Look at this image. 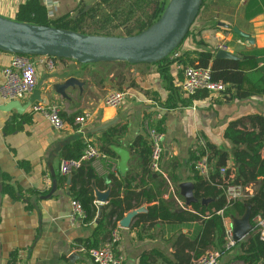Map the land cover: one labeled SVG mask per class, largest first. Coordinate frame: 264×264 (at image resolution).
Here are the masks:
<instances>
[{"label":"crops","instance_id":"obj_1","mask_svg":"<svg viewBox=\"0 0 264 264\" xmlns=\"http://www.w3.org/2000/svg\"><path fill=\"white\" fill-rule=\"evenodd\" d=\"M26 1L0 0V16L16 20L19 6ZM52 1L53 5L47 9L46 0H42L47 13L52 14L51 20L71 14L81 3L90 7L96 0ZM249 1L208 0L195 25L199 34L188 39L183 50L195 49V43L202 41L214 50L219 46H226L227 52L237 57L246 52L264 51V0H258L262 12L252 19H246L245 12ZM215 22H218L220 29L213 28ZM234 28L248 35L252 41L235 34ZM12 57L13 55L0 52V86L3 84L2 72L10 65ZM34 62L38 79L36 90L40 92L39 101L30 104L32 94L15 101H5L0 96V264H92L80 241L92 235L94 222L92 226H87L81 219L75 223L71 221L73 200L69 186L72 180L68 184V176L59 173L61 161L66 159L68 149L75 142L81 141L83 145L90 142L101 150L103 133L113 128L108 134L111 140L110 148H122L130 154L127 173L122 176L118 170L117 178H133L132 187L135 192H139L142 188L154 187L155 184L148 178H143V159L140 154L142 148H131L139 139H143L147 140L151 153L147 134L149 125L156 127L161 123L165 135L161 169L165 176L153 174L155 178L162 176L175 179L177 183L174 185L170 182L169 189L172 187L175 193L177 188L180 194L178 185L186 182L194 185L196 172L192 167L193 148L200 138L206 140L207 146L210 144L221 154H227L225 167L235 177L232 157L234 145L224 137L225 131L230 123L242 118L254 115L264 117V96L226 100L222 93L200 92V99L194 101L191 106L166 109L163 105L168 98V91L158 68L143 64L134 65V70L128 73L131 80L123 87L125 102L119 108L113 109L105 106L104 99L120 80L119 73L114 75L110 72H95L94 67L99 64L84 66L71 60L56 61L55 69L48 71L39 64L37 58ZM112 64L116 63L105 65ZM90 69L94 71L93 74ZM170 75L174 85L180 88L183 98H189L182 90L183 72L179 74L178 67L174 65L170 69ZM72 77L83 83L82 88L74 86L67 89L64 96L59 94L57 87ZM154 94L158 95L159 101L153 99ZM38 104L60 105L65 127L57 131L45 116L34 113L33 107ZM13 105L17 109H14ZM85 113L91 115L88 122L82 126L75 125V118ZM113 121L115 124L107 130L96 131ZM240 130L253 129L245 123ZM112 159L118 168V156ZM23 162L30 165L29 171L20 166ZM4 174L11 177L9 184L23 189L20 200L14 201L3 193ZM55 177L64 178V184L59 186L57 183V192L50 199H42L50 193ZM100 178V185L104 187L105 176ZM259 185L260 181L251 184L250 189L256 193ZM110 189L108 186L109 192ZM93 190L107 191L100 190L95 185ZM35 192L38 194L34 195ZM123 197L124 194L121 193V198ZM163 200L174 202L179 212L185 206L184 199L181 201L177 196L171 199L169 195H165ZM28 202L33 209H26ZM94 204L98 213L101 205L96 199ZM155 204L157 203L143 202L139 207L141 214H147L148 209ZM187 209L192 210L191 207ZM104 213L105 205L103 215ZM135 221L136 218L128 228L122 227L118 252L124 257V264H141V257L151 253L152 257L146 264H175L174 235L179 229L184 235L188 231L189 234L194 232L193 226L177 227L157 221L154 225L146 224L143 229H139V235L131 229ZM227 226L233 227L232 218L224 219V228ZM111 228L112 225L109 234ZM220 264H226L225 257Z\"/></svg>","mask_w":264,"mask_h":264},{"label":"trees","instance_id":"obj_2","mask_svg":"<svg viewBox=\"0 0 264 264\" xmlns=\"http://www.w3.org/2000/svg\"><path fill=\"white\" fill-rule=\"evenodd\" d=\"M262 1V0H261ZM208 0H203L199 15L181 45L165 60L154 64L165 83L168 91V98L164 103L166 109H176L179 107L191 106L194 101L200 99V92L183 98L180 88L174 85V80L170 75V69L176 65L179 74L187 66L210 68L212 79L222 81L226 85L222 93L226 100H244L255 96H264V51H252L242 54L238 59L216 58V50L209 48L204 42L196 44L195 49L183 50L184 43L198 35L195 25L200 18ZM168 0H96L88 9L87 5H81L71 14L48 19L47 11L42 4V0H27L20 5L16 14V21L34 25L54 27L57 29L70 30L83 35L107 36V37H129L135 36L154 24L163 14ZM263 5L264 2L262 1ZM262 12V7L258 0H250L246 6L245 17L252 19ZM213 28L220 29L218 22ZM196 32V33H195ZM37 58V57H32ZM56 61H66L56 59ZM118 66H129L127 63H116ZM87 66V65H84ZM124 81V80H123ZM154 100H158V95L154 94ZM203 97V96H202ZM248 123L253 130H240V127ZM158 131L163 133L161 123L156 125ZM258 132H255V130ZM109 131V132H108ZM113 128L104 132L101 152L112 158L116 154L110 148V132ZM224 137L233 145L232 157L234 160L235 177L231 181L234 185L248 187L260 181V185L254 196L249 200H240L228 207L223 190L218 188L221 181L219 169L225 167L227 154H221L214 147L208 145L212 172L209 180H205L195 173L194 196L198 201L211 199L207 206H202L200 202L191 205V211L179 212V208L174 202L163 200L165 195L169 198L177 196L183 201L179 191L175 188V193L169 190L170 182L177 183L173 178H155L150 170V150L147 140L139 139L133 149L142 148L140 154L143 159V178H148L155 185L150 188H142L135 192L132 187L133 178H117L115 175L105 177L106 185L102 187V178L96 175L94 170L85 166L72 175V182L69 186V193L74 201H78L84 212L82 222L87 226H92L97 216V208L94 204L95 185L100 190H107L110 186V198L105 205V213L99 226L93 229L89 238L80 241L85 252L89 255L91 250L100 247L102 241L109 234L112 219L116 217L118 221L128 211L138 209L143 202L157 204L148 209L145 215H138L131 229L139 235V229H143L146 224L154 225L160 221L177 227L193 226L194 232L186 235L181 229L174 237L175 241V264H192V261L202 256L212 249H223L224 246V219L241 218L246 211V206H251V220L257 216H264V158L261 150L264 147V117L249 116L229 124ZM86 145L81 141L75 142L68 149L66 159H79L82 156ZM241 146L245 148H240ZM20 166L26 171L30 170L28 163H21ZM59 186L65 182L64 178L55 177ZM3 193L14 201L22 198L23 189L20 186L9 184L11 177L3 175ZM104 181V180H103ZM121 193L124 197L121 198ZM38 193L35 192L34 195ZM44 195V194H43ZM27 210L33 209L30 202L26 206ZM156 253V252H155ZM190 253H193L191 255ZM152 257V253L141 257V264H146ZM226 264L241 262L242 264H264V238L257 233H252L246 243H237L236 246L225 254ZM167 264H172L167 262Z\"/></svg>","mask_w":264,"mask_h":264},{"label":"water","instance_id":"obj_3","mask_svg":"<svg viewBox=\"0 0 264 264\" xmlns=\"http://www.w3.org/2000/svg\"><path fill=\"white\" fill-rule=\"evenodd\" d=\"M203 0H168L161 17L149 28L135 36L107 37L83 35L78 32L57 29L54 27L22 23L0 16V52L10 55H25L30 57H51L75 61L80 65H95L106 63H127L129 65H154L169 57L183 42L191 26L197 19ZM89 7H86L88 9ZM234 33L252 41L249 36L234 28ZM216 58L238 59L227 51L219 50ZM83 83L76 78H69L57 87V92L64 96L67 89ZM40 92L34 90L30 104L39 101ZM17 109L16 106H12ZM115 124V121L98 128L104 131ZM118 156V170L122 176L128 171L130 154L122 148L112 146ZM72 175L67 177L70 184ZM94 187V185H93ZM185 206L180 212L198 202L207 206L212 200L198 201L194 196V185L183 183L178 185ZM58 190L54 180L50 193L42 199H50ZM94 197L101 205L94 221L98 227L103 217V205L108 203L110 192L94 190ZM251 206H246L241 218L233 219V238L237 243H246L253 233ZM141 214L140 208L130 211L120 222V226L128 228L131 222Z\"/></svg>","mask_w":264,"mask_h":264},{"label":"built area","instance_id":"obj_4","mask_svg":"<svg viewBox=\"0 0 264 264\" xmlns=\"http://www.w3.org/2000/svg\"><path fill=\"white\" fill-rule=\"evenodd\" d=\"M45 3L47 9L53 5L52 0H46ZM51 16L52 14L48 12L47 18L50 19ZM219 50L227 51V48L226 46H219L216 51L218 52ZM37 59L39 64L43 65L48 71L55 69L56 59L51 57H37ZM2 76L3 84L0 86V96L5 101L22 100L32 94L38 85L36 64L34 58L30 56L13 55L10 65L3 70ZM225 89L226 85L222 81H214L212 79L210 68L187 66L183 70L182 90L188 96H193L199 92L223 93ZM125 99L126 94L124 92L112 91L107 94L104 103L105 106L116 109L124 104ZM33 112L45 116L49 124L57 131H61L65 127V121L62 118V108L58 104L50 106L38 104L33 107ZM90 118V113H85L80 117H76L74 123L77 126H82ZM147 134L151 148L150 170L152 173L164 175L161 165L165 135L152 125H149ZM261 155L264 157V147L261 150ZM85 166L91 167L99 177L108 175L117 177L118 174L117 163L90 142L86 144L79 159H63L59 166V173L65 177L70 176ZM192 167L196 174L209 180L212 163L207 142L202 138L198 140L193 148ZM219 175L221 181L218 188L223 190L229 208L237 201L249 200L254 196V191L250 189V186L243 187L231 183L234 176L227 167L220 168ZM169 192L174 194L172 187ZM71 208L70 219L73 223L84 217L82 206L78 201L73 200ZM252 222L253 233H257L264 238V216H257ZM112 224L108 238L102 242L99 248L90 251L89 256L92 264H124V257L118 252L123 228L116 217L112 219ZM224 241L223 249L207 251L199 258L193 260L192 264H220L225 254L237 244L233 238L232 226L224 228Z\"/></svg>","mask_w":264,"mask_h":264},{"label":"rangeland","instance_id":"obj_5","mask_svg":"<svg viewBox=\"0 0 264 264\" xmlns=\"http://www.w3.org/2000/svg\"><path fill=\"white\" fill-rule=\"evenodd\" d=\"M95 66H96V67H94L96 70L95 72H102V71L103 72H110V73H114V75L119 73L118 75L120 77V80L118 81L117 84H115V86H113V88H112L113 91L123 92V87H125L126 85H128L130 83V80H131L130 76L131 75H129L128 73L131 72L133 67L118 66L117 64H112V65L99 64V65H95ZM90 71H91V69H90ZM93 72L94 71L92 70L91 74H93ZM124 74H126V75H124ZM92 77H94V76L92 75ZM93 80H95V82L97 81V79H95V78H93ZM125 82L127 84H125Z\"/></svg>","mask_w":264,"mask_h":264}]
</instances>
